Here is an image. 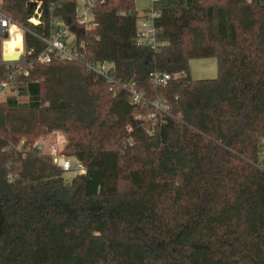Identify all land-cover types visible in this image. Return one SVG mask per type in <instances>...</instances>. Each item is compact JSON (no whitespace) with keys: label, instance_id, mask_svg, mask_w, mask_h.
<instances>
[{"label":"trees","instance_id":"1","mask_svg":"<svg viewBox=\"0 0 264 264\" xmlns=\"http://www.w3.org/2000/svg\"><path fill=\"white\" fill-rule=\"evenodd\" d=\"M30 1L0 0L26 50L56 3L115 86L54 60L0 102V264H264V0H156L155 48L139 43L135 0L97 3L90 27L77 0H40L33 26ZM210 58L218 77L194 80L191 61ZM54 133L85 169L71 183L35 148Z\"/></svg>","mask_w":264,"mask_h":264},{"label":"built area","instance_id":"2","mask_svg":"<svg viewBox=\"0 0 264 264\" xmlns=\"http://www.w3.org/2000/svg\"><path fill=\"white\" fill-rule=\"evenodd\" d=\"M108 0H77L75 9L76 20L87 26H92L94 20L93 10L97 3L103 4ZM156 0H153V3ZM60 6L56 3H52L48 7L49 24L46 32L42 34H35V37L40 42L38 46H34L26 50L24 41V28L18 23L12 22L7 18L0 6V33L6 36L7 41L4 42L3 57L11 56L13 54H19V58L16 61L7 62L13 69V73L8 78L0 82V102L5 101L7 97L12 93L13 85L18 77L28 76L29 72L39 64H49L54 60H64L70 62L85 63V68L90 74L98 75L102 77L110 86V90H114L115 76L113 73V65L107 62H87L84 52L77 44L76 39L71 35L69 28L66 24L56 16V11ZM29 11L32 13L31 18L28 20L30 24L36 27L43 26L44 16V2L40 0H32L28 4ZM159 16L158 12L154 9L151 11V17L153 20V26L148 25L147 22H141L139 26L137 24V36L139 43L142 46L158 47L159 44L156 40V30L154 27V20ZM20 37V47L13 53L6 51V44L11 42L14 38ZM4 61V60H3ZM86 61V62H85ZM5 62V61H4ZM153 80L163 85L170 76L167 74H152ZM131 101L134 104L143 103V95L139 93L134 84L130 85ZM145 104V103H143ZM158 108L159 104L155 103ZM55 136L61 138L63 143L61 144H49L47 140L41 139L35 144V148L41 155H49L53 159V163L64 173L72 170V164L68 157L63 154V147L65 139L63 136L56 134ZM78 170L80 174L85 173L84 167L78 163ZM12 182V179H11Z\"/></svg>","mask_w":264,"mask_h":264},{"label":"rangeland","instance_id":"3","mask_svg":"<svg viewBox=\"0 0 264 264\" xmlns=\"http://www.w3.org/2000/svg\"><path fill=\"white\" fill-rule=\"evenodd\" d=\"M135 8L139 14V19L137 22L139 26L143 22H147L148 25L153 26V20L151 17V11L154 9L153 0H135ZM190 72L194 80L216 79L218 77L217 59L210 58V59L193 60L190 63ZM56 134L62 136L61 133H54L50 138H48L49 140H47L49 144L63 143L61 138L55 136ZM41 139H39L38 141H41ZM69 160L72 164V170L67 173H64V178L67 183H71L72 180L76 177V175L80 174V171L77 168L78 167L77 160L75 158H69Z\"/></svg>","mask_w":264,"mask_h":264},{"label":"bare ground","instance_id":"4","mask_svg":"<svg viewBox=\"0 0 264 264\" xmlns=\"http://www.w3.org/2000/svg\"><path fill=\"white\" fill-rule=\"evenodd\" d=\"M20 37L14 38L11 42H8L6 44V51L8 53H13L15 50H17L20 47Z\"/></svg>","mask_w":264,"mask_h":264},{"label":"water","instance_id":"5","mask_svg":"<svg viewBox=\"0 0 264 264\" xmlns=\"http://www.w3.org/2000/svg\"><path fill=\"white\" fill-rule=\"evenodd\" d=\"M18 58H19V54H13V55H11V56H4V57H3V60H4L5 62H12V61H16V60H18Z\"/></svg>","mask_w":264,"mask_h":264}]
</instances>
